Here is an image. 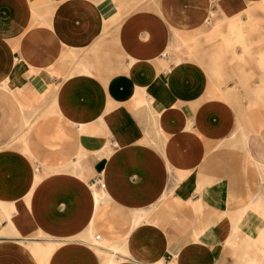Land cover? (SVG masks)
<instances>
[{"label": "crops", "instance_id": "1", "mask_svg": "<svg viewBox=\"0 0 264 264\" xmlns=\"http://www.w3.org/2000/svg\"><path fill=\"white\" fill-rule=\"evenodd\" d=\"M263 3L0 0V264H264L258 83L194 51Z\"/></svg>", "mask_w": 264, "mask_h": 264}, {"label": "rangeland", "instance_id": "2", "mask_svg": "<svg viewBox=\"0 0 264 264\" xmlns=\"http://www.w3.org/2000/svg\"><path fill=\"white\" fill-rule=\"evenodd\" d=\"M207 47L213 51L210 60L219 52L220 57H216L213 66L233 69L234 77L241 81L237 95L240 91L242 95H249L250 85L257 81V87L253 89H256L258 103L252 108L264 109V3L252 7L241 19L233 22L213 19L194 45L200 63L209 57L206 55Z\"/></svg>", "mask_w": 264, "mask_h": 264}, {"label": "bare ground", "instance_id": "3", "mask_svg": "<svg viewBox=\"0 0 264 264\" xmlns=\"http://www.w3.org/2000/svg\"><path fill=\"white\" fill-rule=\"evenodd\" d=\"M72 242L82 243L84 245H87V247H89L91 250L97 249L98 251L103 253V251H101V248L102 246H104V244L100 243L98 240L95 239L92 230H88L84 235L75 237V239L72 240ZM53 249H54L53 245H47L46 247L36 246L31 249V252L34 254V256L37 259H39L40 264H45L48 261L49 257L51 256ZM113 250L117 251L116 249ZM103 255H105V253H103Z\"/></svg>", "mask_w": 264, "mask_h": 264}, {"label": "built area", "instance_id": "4", "mask_svg": "<svg viewBox=\"0 0 264 264\" xmlns=\"http://www.w3.org/2000/svg\"><path fill=\"white\" fill-rule=\"evenodd\" d=\"M100 186L103 188V185L100 184ZM96 238H97V240H100L101 239V235H97Z\"/></svg>", "mask_w": 264, "mask_h": 264}]
</instances>
